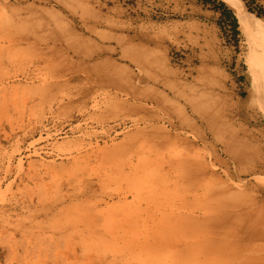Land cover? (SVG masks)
<instances>
[{
  "label": "rangeland",
  "instance_id": "1",
  "mask_svg": "<svg viewBox=\"0 0 264 264\" xmlns=\"http://www.w3.org/2000/svg\"><path fill=\"white\" fill-rule=\"evenodd\" d=\"M240 1L246 28L227 0L26 2L30 21L66 29L78 50L60 36L49 60L35 52L48 37L12 42L15 53L0 37V264H188L171 246L157 254L158 206L199 216L225 190L264 205V168L233 161L192 107L251 130L264 151V0ZM26 3L0 0V35L24 24L13 9ZM134 46L139 62L123 52ZM97 62L120 69L117 85L90 71ZM183 158L202 165L190 182L167 172ZM117 232L149 245L126 252Z\"/></svg>",
  "mask_w": 264,
  "mask_h": 264
},
{
  "label": "bare ground",
  "instance_id": "2",
  "mask_svg": "<svg viewBox=\"0 0 264 264\" xmlns=\"http://www.w3.org/2000/svg\"><path fill=\"white\" fill-rule=\"evenodd\" d=\"M16 1L17 3H26L29 0ZM32 1L34 3L49 0ZM227 2L233 9L239 24L246 28L249 18L245 6L240 0H227ZM32 5L26 3L22 5L23 7H14L13 10L17 14L18 20L24 24L19 25L13 31L8 30L1 33L0 37L7 42L8 52L15 53L21 49L16 48L15 50L11 47L12 42H23L26 44V48H33L34 42L44 41L48 37L54 43L43 51L35 48V52L38 57L43 59H58L61 57V46L57 45L60 36L67 39L66 41L73 51L78 50L75 42L68 40L66 29H58L61 34H57L55 29L47 27L44 22L30 21L34 20L37 13V8L33 9ZM25 24L28 25L24 26ZM15 37L17 38L15 39ZM134 51H140V49L135 46L123 48L126 56L139 62L140 55ZM84 56L89 60L94 59L91 52ZM153 63L156 66L160 65L157 54L154 55ZM90 71L111 85H117V80L120 78V69L106 62L94 63ZM192 107L197 121L203 122L205 125L204 134L220 139L233 161L240 163L246 160L249 164L246 167L248 171L264 168V151L258 146L259 143H252V141H257V138L251 130L241 127L230 128L228 125H215V119L218 118L214 113L204 115L201 108ZM191 125L198 126L195 120ZM168 163L167 165L170 166L167 172H172L171 170L174 168L180 167L181 178L189 182L194 178V172L202 169L199 161L192 164L189 159L185 158L178 164H172L170 161ZM161 175L162 170H160V177ZM160 180L162 179L160 178ZM193 189L194 185L190 186L189 190ZM213 197L217 201H214V204L206 208L199 216L195 215L186 203H183L179 208L169 207L167 204L157 207V211H159L157 213V229L160 230L157 231V254H160L163 248L171 246L178 257L189 260L188 264H264V205L255 206L251 198L227 190L213 194ZM119 222L123 224V227L125 224L132 226L134 223V221H130V218L129 220L119 218L113 224L116 226V223ZM79 234L80 232H77L72 236L77 239ZM87 234L94 236L92 239L94 241H91L90 244L91 248L99 250L100 245L101 247L103 245L102 239L97 238L99 234L91 229L87 230ZM82 237L89 240L83 235ZM114 237L120 238V242L125 245L126 252H134L149 245L145 242L142 246L133 234L125 237L117 232Z\"/></svg>",
  "mask_w": 264,
  "mask_h": 264
},
{
  "label": "trees",
  "instance_id": "3",
  "mask_svg": "<svg viewBox=\"0 0 264 264\" xmlns=\"http://www.w3.org/2000/svg\"><path fill=\"white\" fill-rule=\"evenodd\" d=\"M216 9H219L226 17H229L232 19V28L233 30H236V19L233 17V13L230 9L226 7V5L222 2L218 3L215 7Z\"/></svg>",
  "mask_w": 264,
  "mask_h": 264
}]
</instances>
